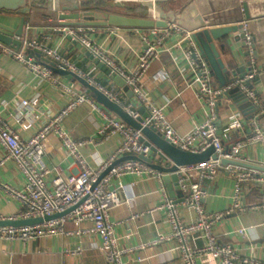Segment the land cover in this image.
Returning <instances> with one entry per match:
<instances>
[{
	"label": "built area",
	"instance_id": "obj_1",
	"mask_svg": "<svg viewBox=\"0 0 264 264\" xmlns=\"http://www.w3.org/2000/svg\"><path fill=\"white\" fill-rule=\"evenodd\" d=\"M59 5L60 0H49L48 9L59 13ZM242 25L244 33L242 46L249 57L248 71L243 77L235 79L231 84L222 88H215L212 84V76L208 64L198 51L193 40L194 31H189L174 22L168 23L166 28H133L135 33H137L141 46L136 53V64L132 68H127L124 64H121L112 52L97 46L86 36L88 35L87 33H94L96 28H58L57 30H64L65 35L80 43L111 74L118 76L124 81L132 92L136 108L124 107L115 95L94 82L92 73L98 70L96 64L91 66L89 72L81 73L70 61L59 54L58 48L47 47L39 41L36 35L30 34L32 27L29 24L24 25L23 33L18 38L21 42L19 49L0 42V54L23 63L31 72L50 81L53 85L62 89L69 97L66 105L42 123L37 131L28 138H22L16 129L10 126L0 115V145L4 152V156L0 159V165L6 160L14 161L24 175L25 181L22 189L3 185L2 188L6 195L17 200L23 210L13 217L0 215V220L44 217L72 208L65 215L41 224L24 227H0V237L30 240L55 234H80L85 229L77 228L73 231H67L65 230L66 222L72 221L78 225L89 223V230L101 237L102 249L105 251L108 263L120 264L121 255L126 252V249L120 248L117 244L114 234L115 222L110 220L109 212L120 203L119 192L123 188V184L111 189L109 187L110 181L112 178L119 179L125 175H132L137 178L146 176L157 180L163 193L161 204L150 211L156 209L165 211L168 221L167 233L159 235L150 244L173 241L175 243L174 249L180 253L185 264H197L196 258L204 256L216 259L218 264H264V172L236 165H226L224 167L220 165L221 157L245 161L240 157L241 150L253 143L264 145V128L259 123V118L264 114V107L259 108L248 119L249 134L243 139L229 142L228 153H224L223 143L230 141L229 136L234 131L241 130L244 123L239 113L234 114L225 126H222L218 121V99L223 92L233 86H238L254 106H259L253 88L246 85L247 81L251 83L256 79L259 69L253 57V38L247 30L246 21H243ZM28 49L39 51L57 65L81 75L110 99L121 105L133 118L139 117L138 108L144 107L147 117L141 122L142 126L154 128L176 147L199 153L212 146L217 159L209 157L201 163L177 166L174 173L178 177V185L183 198L178 203H175L166 193L163 182L164 174L150 168L139 160H124L98 180L99 176L118 159L128 155L148 156L151 152L150 148L140 141L141 133L139 130L131 128L121 120L107 116L86 93L78 92L65 85L54 76L53 71L49 67L44 63H38L34 58L35 54L28 57L26 54ZM173 51L177 55L178 60L175 62L179 73L186 76V87L192 89L206 107L204 121L196 125L187 134H180L174 129L166 118V104L161 106L154 105L144 91L141 82L142 76L161 53H172ZM162 78L168 79L165 72L162 73ZM119 90H122V88L119 87ZM38 103L37 95L29 100L23 99L20 102L22 107L27 108H34ZM84 103H88L93 110L101 113L106 119L105 124L99 131L100 136L107 137L110 134L118 133L122 137L121 143L114 153L100 161L96 168L90 167L80 153V148L93 142V139L91 137L74 139L63 128L64 119L76 107ZM182 106L184 107L183 103ZM23 117L24 115L19 113L14 117V121L22 129H27L28 125L23 121ZM219 129L222 131L221 135L218 134ZM51 134L58 136L68 153L73 156L79 165V169L68 177L62 175L60 167L49 169L45 164L43 142ZM220 168H224L231 174L234 181L231 202L229 207L223 212L206 213L202 204L206 196L203 185L205 182L212 180ZM51 171L53 172V178L48 184L47 178ZM247 187L249 190L251 187L256 188L261 198L256 202L246 203L245 194L247 193ZM180 207H192L196 215L195 220L185 221L180 214ZM257 210L262 213L263 257L259 258L253 251L250 255L243 256L231 244H218L217 237L213 232V226L216 221L220 220L224 215ZM248 229L250 228L239 227L234 232L239 238L246 240L248 239ZM194 233H200L205 238V245L202 248L192 249L189 246L188 239ZM144 246L141 245L139 248H144Z\"/></svg>",
	"mask_w": 264,
	"mask_h": 264
},
{
	"label": "crops",
	"instance_id": "obj_2",
	"mask_svg": "<svg viewBox=\"0 0 264 264\" xmlns=\"http://www.w3.org/2000/svg\"><path fill=\"white\" fill-rule=\"evenodd\" d=\"M63 1L72 6L68 0ZM29 2L32 7L31 12L25 17V24L32 27L30 34L36 35L43 45L58 48L59 54L70 61L81 73L89 72L94 64L93 60L76 46L73 39L58 33L57 29L60 28L56 24L58 20L49 22L50 25L45 23L47 20L44 13L49 8V0H29ZM184 2L185 0H181V3ZM19 19V15L0 12V23L11 29H17ZM246 23L247 30L253 38V57L259 69L258 76L250 84L256 93L259 107L263 108L264 18ZM87 34L86 36L94 44L112 52L127 68H132L136 64V53L140 50L141 44L133 28L103 27L96 28L94 33ZM215 44L217 47L219 46L218 42ZM230 44V52L229 50L220 51L221 59L229 71L235 67H244L247 72L249 57L246 55L242 42L231 41ZM34 56L38 63H43L42 55L35 53ZM176 60L178 59L174 51L161 53L142 76L141 82L144 91L154 105L166 104V118L174 129L180 134H187L204 121L206 107L195 92L186 87V76L179 73ZM163 72L166 73L168 79L162 78ZM54 76L70 88L85 93L84 87L77 81L67 80L56 73ZM92 76L95 83L115 95L124 107L136 108L134 97L119 90L118 85L102 68L98 67ZM211 78L213 86L219 88L218 79L214 75ZM36 95L39 99L36 107L21 106V100H29ZM88 96L94 100L93 97ZM68 101L69 97L62 89L31 72L23 63L0 54V115L16 129L22 138L33 135L42 123L55 115ZM94 102L96 103L95 100ZM97 105L107 116L118 119L113 113L101 105ZM19 113L24 115L23 121L28 125L27 129H22L15 123L14 117ZM236 113H239L244 126L241 130L234 131L229 136L230 141L224 142L223 145L225 143L229 145L237 139L246 137L249 134L248 120L233 101L227 97L218 99L217 115L222 126H225ZM105 122L106 119L102 114L93 110L88 103L76 107L63 121L64 130L74 139L88 137L93 139V142L80 148V153L92 168H96L100 161L114 153L122 140L118 133L110 134L107 137L100 136L99 131ZM43 148L44 161L49 169L60 167L64 177H68L79 169V165L56 134H51L45 139ZM3 156L4 152L0 145V159ZM148 156L154 163L164 164L155 154L150 152ZM240 157L247 162L264 165V145L261 143L248 145L241 150ZM52 178L53 172L51 171L47 178L48 184ZM24 183V175L14 161L6 160L0 165V215L13 217L23 210L17 200L6 195L2 188L3 185L22 189ZM119 184H123V188L119 192L120 203L110 210L109 217L111 221L115 222L114 234L117 244L120 248L126 249V252L121 255L120 264H185L180 253L174 249L173 241L150 244L159 235L168 231L166 212L158 209L150 211L159 206L163 199L159 182L146 176L137 178L125 175L119 179L112 178L109 187L117 188ZM164 186L169 196L165 183ZM203 187L206 196L202 204L206 213L223 212L229 207L234 181L231 174L224 168L219 169L215 177L205 182ZM246 190V203L256 202L261 198L256 188L251 187L249 190L247 187ZM178 199L179 193L176 190L173 201H178ZM179 211L185 221H193L196 218L192 207H180ZM261 223L262 213L258 210L224 215L214 223L213 232L219 245L231 244L240 255H250L253 251L261 258L263 257ZM239 227L250 228L248 229V239L243 240L236 235L234 231ZM77 228L85 229V231L80 234H55L30 240L0 237V264H109L105 257V251L102 249L101 237L89 230V223L78 225L67 221L65 224L67 231ZM205 241L202 234L194 233L189 237L188 244L192 249H199L205 245ZM141 245H145L144 248H139ZM196 262L197 264H218L216 259H211L209 256L196 258Z\"/></svg>",
	"mask_w": 264,
	"mask_h": 264
},
{
	"label": "water",
	"instance_id": "obj_3",
	"mask_svg": "<svg viewBox=\"0 0 264 264\" xmlns=\"http://www.w3.org/2000/svg\"><path fill=\"white\" fill-rule=\"evenodd\" d=\"M84 1H103L114 4H121L124 2L138 3L142 7L149 10L148 16H135L117 12H107L102 10H87L82 7ZM171 0H68L72 4L69 6L66 1L60 0L59 13L52 12L49 9L45 11L46 24L58 20L56 23L59 27H85V28H166L168 23H176L177 25L194 31L193 40L196 43L197 49L208 64L211 75L215 76L219 81V88L231 84L235 78L243 77L246 74L244 67H235L230 70L221 59L220 53L224 51H231V41L234 43L242 42L243 38V21H252L264 18V0H185L177 8H166L161 6ZM65 3V4H64ZM32 4L29 0H0V12L19 15V25L17 29L0 23V42L5 45L19 49L21 42L19 37L22 35L23 26L25 24V17L31 12ZM50 22V23H49ZM55 23V22H54ZM65 35V31L58 30ZM76 46L81 49L94 64L102 68L109 77L122 88L129 96L132 92L125 85L124 81L118 76L111 74L105 66H103L93 55L86 50L80 43L73 40ZM215 42L219 43L217 47ZM220 50H219V49ZM221 51V52H220ZM41 54L36 50L28 49L27 56L33 54ZM42 62L49 67L54 73L66 78L70 81H77L85 89V93L94 98L97 104L101 105L107 111L113 113L118 119L123 121L126 125L141 133L140 141L150 148L151 153L155 154L164 163H154L152 158L144 155H128L124 156L112 165H110L98 178L100 180L104 177L115 165L124 160H139L147 164L150 168L161 172L163 181L168 190L169 197L175 198V191L179 193L178 201L183 200L181 191L178 185V177L174 173L177 166H184L190 164H197L207 160L209 157L217 159L214 154V149L209 146L206 150L195 153L183 150L171 144L154 128L143 127L141 122L147 117V112L144 107H139L138 112L140 116L133 118L121 105L110 99L105 93L98 89L95 85L89 83L81 75L66 69L63 66L57 65L54 61L41 56ZM246 85L252 88L249 81ZM227 97L233 101L237 108L247 117V120L259 110V106H254L248 97L239 89L238 86H233L219 97ZM260 125L264 128V114L259 118ZM248 132L250 129L247 125ZM221 129L218 134L221 135ZM230 146L225 143L224 153H228ZM220 165H236L247 169H254L264 172V165L220 158ZM222 169V168H220ZM71 209L56 213L50 216L24 218V219H4L0 220V227H24L41 224L45 221L53 220L68 213Z\"/></svg>",
	"mask_w": 264,
	"mask_h": 264
},
{
	"label": "rangeland",
	"instance_id": "obj_4",
	"mask_svg": "<svg viewBox=\"0 0 264 264\" xmlns=\"http://www.w3.org/2000/svg\"><path fill=\"white\" fill-rule=\"evenodd\" d=\"M93 6H95V10H102L106 11V8H109L110 12H117V13H123V14H129V15H135V16H148L149 10L146 7H142L138 3H131V2H124L121 4H114L110 2H103L101 4L98 3H91ZM161 6H164L161 4Z\"/></svg>",
	"mask_w": 264,
	"mask_h": 264
},
{
	"label": "flooded vegetation",
	"instance_id": "obj_5",
	"mask_svg": "<svg viewBox=\"0 0 264 264\" xmlns=\"http://www.w3.org/2000/svg\"><path fill=\"white\" fill-rule=\"evenodd\" d=\"M181 3V0H171V1H168L166 3H164V7L166 8H177ZM82 7L87 9V10H95V6H93V4L89 3L88 1H84L82 2ZM107 12H110L108 10H110L109 8H106L105 9Z\"/></svg>",
	"mask_w": 264,
	"mask_h": 264
},
{
	"label": "trees",
	"instance_id": "obj_6",
	"mask_svg": "<svg viewBox=\"0 0 264 264\" xmlns=\"http://www.w3.org/2000/svg\"><path fill=\"white\" fill-rule=\"evenodd\" d=\"M89 3H93V2H95V3H98V4H101L102 3V1H88Z\"/></svg>",
	"mask_w": 264,
	"mask_h": 264
}]
</instances>
